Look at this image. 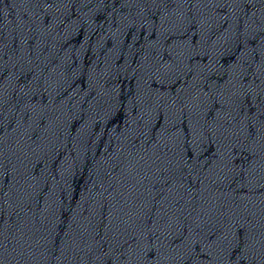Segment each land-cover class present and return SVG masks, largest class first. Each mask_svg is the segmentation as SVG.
<instances>
[{
    "label": "water",
    "instance_id": "obj_1",
    "mask_svg": "<svg viewBox=\"0 0 264 264\" xmlns=\"http://www.w3.org/2000/svg\"><path fill=\"white\" fill-rule=\"evenodd\" d=\"M0 264H264V0H0Z\"/></svg>",
    "mask_w": 264,
    "mask_h": 264
}]
</instances>
